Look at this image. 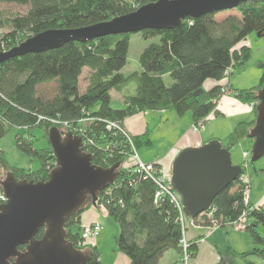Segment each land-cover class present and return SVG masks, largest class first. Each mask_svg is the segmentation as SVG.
Here are the masks:
<instances>
[{"label": "trees", "instance_id": "1", "mask_svg": "<svg viewBox=\"0 0 264 264\" xmlns=\"http://www.w3.org/2000/svg\"><path fill=\"white\" fill-rule=\"evenodd\" d=\"M152 1L156 0H0L1 3L30 5L26 13L9 20L12 30L1 35L0 51L9 50L43 30L107 21ZM230 10L234 12L221 19L216 16L221 11H215L194 19L187 17L172 29H143L140 34L144 38L158 36L160 41L151 42L141 50L140 69L129 74H123L121 69L127 64L130 33L107 34L84 43L69 41L58 48L25 53L1 62L0 120L7 129L14 126L25 129V135L16 134L17 147L24 155L38 159L40 166L37 169L10 166L0 149V184L8 172L20 179H48L56 166L48 141L51 127L63 133L84 128L85 135L93 133L97 140L104 142L111 133L105 129L102 119H113L122 124L125 118L137 112L168 109L177 115L189 111L192 122H197L208 117L211 111L215 112L213 99L222 94L223 87L230 86L224 79L225 71L228 67L233 71L242 70L250 59L252 49L243 42L251 32L264 34V0L241 2ZM83 68H89V73L85 89L80 90L79 78ZM167 77H170V83H166ZM208 79L213 81L211 87H205ZM259 79L250 88L232 89L236 97L244 102L257 100V94L264 86V67ZM47 83L55 84L52 95L43 94L38 89ZM131 84L135 85V90L123 93L122 108L110 106V91L121 93ZM256 105L253 120L238 122L228 133L226 144L221 143L229 151L244 138H249L248 133L255 123ZM85 118L89 119L87 123ZM48 119L59 122L52 123ZM62 122H67L68 126H63ZM36 127L42 132L46 146L35 147L30 129ZM131 139L136 149L151 144L148 130ZM120 150L122 153L115 152L107 162L102 160L103 151L94 149L88 152L92 155L91 163L102 168L119 164L114 179L118 184L105 198L107 215L118 227L117 250L128 257V264H158L164 252L173 250L178 256L176 263L181 264L183 256L179 242L182 234L176 222L178 213L175 207L166 198L158 205L153 203L154 181L143 179L124 167L128 162L127 153H130L127 142ZM241 189L236 178L213 198L217 218L235 220L239 216L243 208ZM0 190L3 194L1 186ZM89 204L90 197L84 202L83 209L65 222V238L78 250L88 253L85 264H101L96 246L77 244L80 215ZM250 220L246 232L256 245L254 251L264 254V235L258 230L259 225H264V209L254 208ZM39 230L36 239H41L45 227ZM26 246L19 245L18 253L23 254ZM192 249L191 245L190 253Z\"/></svg>", "mask_w": 264, "mask_h": 264}, {"label": "water", "instance_id": "2", "mask_svg": "<svg viewBox=\"0 0 264 264\" xmlns=\"http://www.w3.org/2000/svg\"><path fill=\"white\" fill-rule=\"evenodd\" d=\"M255 0H156L140 5L128 14L107 21L75 28L43 30L23 39L9 50L0 51V63L25 53L43 52L69 41L86 42L118 33H140L143 29H172L183 19L205 13L235 9L238 3ZM260 36V32L256 33ZM264 67V64L261 65ZM255 123L249 131L253 139L251 162L264 156V86L257 94ZM0 120V138L6 132ZM48 141L56 166L47 180L14 177L12 172L1 181L5 202H0V264H85L88 253L78 250L65 238V222L83 209L90 197L99 193L117 177L118 163L102 168L91 163L92 155L82 149L81 137L49 129ZM170 181L189 218L207 210L213 198L234 182L241 172L232 164L230 151L217 139L182 149L171 166ZM45 227L41 239L35 235ZM26 250L18 253L19 245ZM14 258L13 261L10 259Z\"/></svg>", "mask_w": 264, "mask_h": 264}, {"label": "crops", "instance_id": "3", "mask_svg": "<svg viewBox=\"0 0 264 264\" xmlns=\"http://www.w3.org/2000/svg\"><path fill=\"white\" fill-rule=\"evenodd\" d=\"M246 45L249 46L248 44ZM263 64L264 62L261 63V65ZM261 65L260 69L263 70ZM123 68L121 69V72L123 74H129L127 72H123ZM85 69L89 73V68H83L82 72ZM260 76L261 73L260 75H258L257 81L251 83V85L244 84L242 81H238L236 79H234L235 82L233 83V76H231L229 78V85L233 90H240V88H250L251 86L256 85L259 82ZM206 85L207 87H211L213 85V81L208 79ZM130 89L134 91L135 85ZM125 92L130 93L129 88L124 89L121 93L123 94ZM239 101L240 100H238L237 97H235L233 94L223 96L217 101L215 105L214 110L216 113L214 111H211L209 113L206 123L209 122L211 116H214L215 118L221 117V120H226V124L229 125L226 132L218 131V133L216 129L210 128L211 126L208 124L204 126L201 131L193 132L191 130V124L193 122L190 113V116L185 117L188 112L186 113V115H177L174 111H170L168 109L154 111L146 110L144 112H137L125 118L123 120V123L127 128H129V131L131 132V134H133V136L142 134L145 130L149 131L151 144L148 145V147H152L156 150H154L153 154L150 153V151H146L144 155L145 160L143 161L154 162L158 164L160 169H162L165 173H168L171 172L170 169L174 158L182 149L189 146H199L202 143L210 141V139H217L223 145H225L228 133L238 122L242 120H253V110L251 111L246 103L242 101H240L242 102V104L240 105ZM218 124L220 125L222 124V122ZM165 144H167V146H164ZM237 144L235 146H237ZM233 163L240 165L241 161L234 162L232 160V164ZM251 166H253V175H249L251 188L249 195L250 204L254 205L255 207L258 206L264 209V164L262 166L259 164L258 167H256L255 164H252ZM0 194H2L1 190ZM80 217L81 223L92 222L96 219H99L103 227L102 230H104L105 228V220L109 218L107 214H105L104 216L100 214L97 209H92L90 206L82 212ZM247 233L248 232L243 230L242 232L238 231L237 229L235 230L230 226L217 228L208 235L204 230H190L187 234L191 239V245L193 249L190 255L191 257L188 259L187 264H233V262L234 264H240L241 262L246 264L248 261V259L246 258H250L252 255L263 256V253L254 251L256 245L254 244V242H252L251 237L250 239H248V236L250 235H247ZM100 235L101 232L95 237L94 240L90 241V243L96 247L98 242L103 243L100 239ZM166 252H164L163 254H165ZM113 253V260L110 264L129 263V259L124 253L118 250ZM161 258L159 259L158 264H160ZM177 259L178 256L174 254L171 261L172 263L168 264H177ZM101 264H103V260H101Z\"/></svg>", "mask_w": 264, "mask_h": 264}, {"label": "rangeland", "instance_id": "4", "mask_svg": "<svg viewBox=\"0 0 264 264\" xmlns=\"http://www.w3.org/2000/svg\"><path fill=\"white\" fill-rule=\"evenodd\" d=\"M29 8H30L29 4L1 3L0 2V37L2 34L8 33L10 32V30H12V25L10 24L9 20L17 16L23 15L24 13L27 12ZM230 12H234V11L230 9H226L224 11L217 13L216 16L218 17V19H221V18L226 17V15L229 14ZM128 41H129V46H128V51H127L128 52L127 64L125 65L122 71L131 73L134 70H139L138 58H139V55L141 54V50L144 47L151 44V42H159L160 40L158 36H151V38H144L140 33H130ZM244 43L248 44L252 49L250 59L246 62L242 70H234L229 73V76L225 78L228 81V84H230L229 78L233 76L232 78L233 83L235 82L234 79H236L238 81H242L244 84L251 85V83H254L255 81H257L258 75L262 73V69H260V65L262 62H264V34L258 36L256 35V32H251L249 33ZM87 79H88V71H86L85 69L80 74V78H79L80 90L85 89V86L87 85ZM165 81L166 83H170L171 82L170 77H167ZM130 86L131 87H128V88H129L130 93H132L134 91H132L130 88L134 87V85L131 84ZM205 87H207V85H205ZM38 89L41 93L47 94V95H52L56 90L54 83H47L45 85H41L38 87ZM110 93L112 96L110 106L114 108H118V109L122 108L123 99H124L123 94L116 90H111ZM126 93L127 92H125L124 94ZM230 94H233L236 97V92L232 90L231 86L227 87L226 90H224V92L217 99H213V101L217 103V101L221 97L230 95ZM242 102L239 101V104L241 105ZM244 103H246L248 108L252 111L254 105L257 104L258 101L255 100L252 102H244ZM187 112H186L187 115L185 113L186 115L185 117L190 116L189 111ZM84 122L87 123L88 121L85 120ZM220 122H222V124L219 125L218 123ZM207 124L211 126L210 128L216 129L217 132L218 131L226 132L229 126L226 124V120H221V117L215 118L214 116H211L209 122H207L204 126H206ZM122 125H123V128L127 130L128 134L132 138L133 134H131V132L129 131V128H127L124 123H122ZM202 129H200L199 131H201ZM17 133H21L24 135L26 134L24 128H19L17 126H14V127H10L6 129V132L4 133L3 137L0 138V148L3 150L4 152L3 154L6 157L8 164L14 167L18 166V167H22L26 169L27 168L37 169V167L40 166L38 159L24 155L18 149L17 144L15 142V137ZM30 133L34 136V143H35L36 148L46 146L45 140L42 137V132L37 127L31 128ZM88 137L92 139L90 135ZM252 143L253 142L251 141L250 138H245L243 139V141L239 142L237 146L233 147L232 150L230 151V155L232 157L231 160H233L234 162L236 161L242 162L241 155H242L243 150L247 149L249 153H251V149L253 146ZM164 146H167V144H165ZM94 149L98 150L96 147H92L90 151H93ZM136 150H138L137 152L140 158L142 160H145L144 159L145 152L150 151V153L153 154L154 150L156 149L145 146V147L137 148ZM252 164H255L256 167H258L259 164L262 166L264 164V158H260L254 161V163H252L251 157H250V160H249L250 167L248 169V173L249 172L250 173L248 174V177L249 175L250 176L253 175V166H251ZM249 182H250V177H249ZM104 224H105L104 226L105 228L104 230L101 231V235H100V239L102 240L103 243L98 242L96 248L100 252V259L103 260V264H110L113 260L112 259L114 255L113 252L117 251V248L115 246V237H117V234H118V227L110 217L107 220H105ZM198 230H204V229L199 228ZM237 230L242 232V230H239V229ZM258 230L260 231L262 235H264V225H259ZM247 235L249 234L247 233ZM248 237H249L248 239H250V236ZM174 254L175 252L173 250H169L165 254L161 255L162 258L160 260V264L172 263L171 261L173 259ZM246 259H248L246 264H264V255L263 256L252 255L250 258H246ZM240 264H244V263L241 262Z\"/></svg>", "mask_w": 264, "mask_h": 264}, {"label": "built area", "instance_id": "5", "mask_svg": "<svg viewBox=\"0 0 264 264\" xmlns=\"http://www.w3.org/2000/svg\"><path fill=\"white\" fill-rule=\"evenodd\" d=\"M233 69L228 67L225 71V78L229 76V73ZM226 88H222V93ZM208 117H203L198 119L197 122L192 123L191 130L194 132H199L206 123ZM85 120H89L85 118ZM84 120V121H85ZM101 120V119H100ZM105 123V129L109 131L110 138L108 141L97 140L95 134H91L92 137L89 138L88 135H85L86 130L84 128H74L72 134L80 136L82 141V149L84 152H90L92 147H96L98 150L103 151L104 157L102 158L103 162H107L109 158H113L114 153H122L121 147L124 146L125 142L129 144L130 153H127V163L124 167L127 170H132L135 174L137 173L141 178L147 179L150 178L154 181L156 185L155 195L153 203L156 205L159 204V201L163 198L168 199L169 202L173 204L178 215L176 217V222L180 225L181 239L180 245L182 246V259L181 264H187L190 255L191 248V239L187 234L192 229H204L205 233L208 235L213 232L215 229L225 226H230L232 228L246 231L247 225L250 223V213L256 208L254 205L250 204V182L248 177V168L250 153L248 150H243L242 152V162L240 163L241 172L236 176L238 182L240 183V188L242 192V212L239 214L235 220H229L227 218H217L215 215V206H210L207 210L202 211L199 215L189 218L183 209V203L181 202V197L179 193L174 191L172 182L170 181V173H165L158 164L154 162L143 161L140 159L138 150H136L133 140L128 134L127 130L123 128V125L117 120L102 119ZM52 123H57L54 119H48ZM63 126H68L67 122H62ZM94 135V136H92ZM54 164L56 161L53 162ZM56 165V164H55ZM133 182V181H131ZM115 180L109 186L105 187L100 193L98 198L90 204L92 209H97L100 214L104 215L108 213L107 205L105 202L106 197L110 196L113 188L117 186ZM1 202H5L6 199L3 194H0ZM80 228V237L77 242L78 245L83 246L84 244H91L90 241L94 240L95 237L102 231L103 227L99 219H96L92 222H82L79 225Z\"/></svg>", "mask_w": 264, "mask_h": 264}]
</instances>
